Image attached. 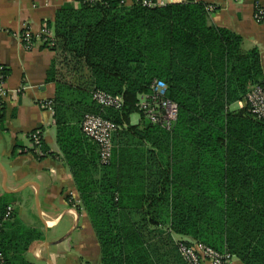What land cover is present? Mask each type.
<instances>
[{
	"label": "trees",
	"instance_id": "obj_1",
	"mask_svg": "<svg viewBox=\"0 0 264 264\" xmlns=\"http://www.w3.org/2000/svg\"><path fill=\"white\" fill-rule=\"evenodd\" d=\"M77 1L50 24L57 57L47 81L56 84V138L101 264H187L173 234L229 251L244 264H264V120L244 103L252 87H264L259 49L211 24L203 2ZM9 74L1 68L0 81ZM155 80L166 82L179 108L171 130L148 123L138 108L139 94ZM97 90L123 96V107H103L93 98ZM239 102L243 107H235ZM4 107L0 99V121ZM87 113L123 128L109 164L83 132ZM135 113L141 124H132ZM9 203L0 197V223ZM5 224L0 254L8 263L41 235L21 227L19 238H8Z\"/></svg>",
	"mask_w": 264,
	"mask_h": 264
},
{
	"label": "crops",
	"instance_id": "obj_2",
	"mask_svg": "<svg viewBox=\"0 0 264 264\" xmlns=\"http://www.w3.org/2000/svg\"><path fill=\"white\" fill-rule=\"evenodd\" d=\"M195 1L211 7V24L240 34L246 49H259L264 71V22L255 17L256 7H264V0ZM68 4L78 6V1L0 0V66L10 70L8 79L1 81L5 109L0 121V164L5 173L0 168V197L8 196L9 206H13L4 232L15 239L25 227L41 235L27 253L10 254L8 264H101L100 243L87 211L80 205L74 177L57 142L52 101L56 84L47 81L57 54L49 47L55 41H45L43 30L48 28L54 34L50 24L58 10ZM26 29L34 36L31 46L21 37ZM243 105L239 102L235 107ZM141 121L139 115L136 124ZM37 130L43 133L40 154L34 152L32 139ZM140 219L134 214L131 222ZM173 238L188 239L174 234ZM233 264L244 263L235 257Z\"/></svg>",
	"mask_w": 264,
	"mask_h": 264
},
{
	"label": "built area",
	"instance_id": "obj_3",
	"mask_svg": "<svg viewBox=\"0 0 264 264\" xmlns=\"http://www.w3.org/2000/svg\"><path fill=\"white\" fill-rule=\"evenodd\" d=\"M124 4H133L140 2L148 7L163 5L160 0H122ZM211 10V7H208ZM257 21L264 22V7L258 5L255 11ZM22 40L26 46H31L34 36L29 29L21 34ZM42 37V36H41ZM43 37L46 40L55 41V35L48 28L43 30ZM3 68L0 66V69ZM2 78V75H0ZM3 82L0 81V98L3 99L5 92L2 88ZM93 98L103 107H111L120 110L124 105V98L121 95H111L101 90L93 93ZM249 106L253 116L264 120V87L254 86L251 88L244 101ZM52 106V101L48 102ZM138 108L144 119L154 125H160L166 130H171L178 118L179 108L176 102L168 97V86L163 80H155L151 86L150 92H144L138 96ZM83 132L92 138L99 147L100 162L109 164L113 157L114 135L121 129L114 121L105 118L99 114L87 113L82 121ZM34 142V152L40 154L43 144V133L35 131L32 133ZM13 216V206L7 208L3 221L0 223V229L4 223ZM179 251L183 260L187 264H233L235 256L229 251H218L202 242L178 241ZM0 264H8L6 258L0 254ZM80 264H88L82 261Z\"/></svg>",
	"mask_w": 264,
	"mask_h": 264
},
{
	"label": "rangeland",
	"instance_id": "obj_4",
	"mask_svg": "<svg viewBox=\"0 0 264 264\" xmlns=\"http://www.w3.org/2000/svg\"><path fill=\"white\" fill-rule=\"evenodd\" d=\"M139 115H140L139 113H135L131 116V121L133 124H136L139 121ZM81 263H82V261H81Z\"/></svg>",
	"mask_w": 264,
	"mask_h": 264
},
{
	"label": "water",
	"instance_id": "obj_5",
	"mask_svg": "<svg viewBox=\"0 0 264 264\" xmlns=\"http://www.w3.org/2000/svg\"><path fill=\"white\" fill-rule=\"evenodd\" d=\"M0 168L2 169V171L5 173V171H4V168L2 167V165L0 164Z\"/></svg>",
	"mask_w": 264,
	"mask_h": 264
}]
</instances>
